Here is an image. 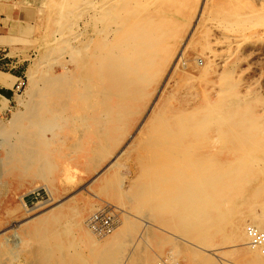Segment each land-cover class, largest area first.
Instances as JSON below:
<instances>
[{
    "label": "rangeland",
    "instance_id": "374dc122",
    "mask_svg": "<svg viewBox=\"0 0 264 264\" xmlns=\"http://www.w3.org/2000/svg\"><path fill=\"white\" fill-rule=\"evenodd\" d=\"M149 1L137 2L136 19L146 17L156 27L155 56L144 78L126 86L104 71L108 60L99 44L130 26L131 13L120 5L104 11L103 0H71V6L70 0L16 2L25 14L14 21L7 49L24 69L26 83L0 115V264H28L33 258L35 264H101L97 253L110 251L120 253L118 264H140L136 259L142 255L153 257L154 264L167 253L180 264H260L247 254L246 243L227 234L234 221L244 228L250 217L264 225V0ZM107 24L112 29L104 33ZM114 52L122 57L124 51ZM0 69V77L10 83L7 65L0 63ZM59 73L69 81L60 83L65 92L46 98L40 110L56 115L59 125L38 131L35 140L19 127L6 132L20 116L24 130L37 131L24 116L31 78L43 87L44 77ZM245 105L252 109L256 138L244 136L250 123H235ZM208 113L225 117L221 127L204 120ZM222 132L236 134L221 138ZM212 135H219L214 146L208 145ZM213 147L222 157L204 165H244L241 173H248L249 182L242 180L231 195L218 217L221 231L205 247L176 229L172 208L157 207L164 190H172L171 178L183 171L188 175L199 165L195 155ZM29 148L39 157L23 156ZM162 182L169 186L163 192ZM102 206L115 213V228L98 236L86 218ZM78 225L100 243L118 230L119 243L105 250L82 242L76 237Z\"/></svg>",
    "mask_w": 264,
    "mask_h": 264
},
{
    "label": "bare ground",
    "instance_id": "6f19581e",
    "mask_svg": "<svg viewBox=\"0 0 264 264\" xmlns=\"http://www.w3.org/2000/svg\"><path fill=\"white\" fill-rule=\"evenodd\" d=\"M70 2H71V0H70ZM137 2L139 3V0H103V3H102V4H104V7H106V8H103L104 11H111V10H113V7H116L117 5H120L122 8L125 9V11L127 13H129V14L131 13L133 15V18H132L133 21H132V24L130 26H128L126 29H122V30L118 31L117 33H115V36L113 37L112 40L101 41L100 44H99L100 47L102 48V51L100 52V55L101 56L102 55L106 56V61L108 60L107 61V63H108L107 65L108 66H105L104 71L107 74L109 73L110 76H112L115 80L123 82L125 86L128 83L133 82L137 78L138 79L140 78V80L143 79L144 76L147 74L149 65H151V63H152V61L154 59V56H155V49H156V45H157V36L159 35L158 34L156 36V33H154V29L156 27H153V24L150 23L146 19V17H144L143 20L136 19V14H137L136 11L138 10L137 9V5H136ZM144 2H146V1H144ZM149 2L151 3V0ZM152 2H154V1H152ZM82 3H84V2H82ZM74 4H76V3H73V5ZM88 4L90 5L91 3L88 2ZM71 5H72V2H71V4H69V6H71ZM95 5L96 4H94V6ZM149 5H151V4H149ZM148 6H147V9L150 8V7L148 8ZM61 7H63V6H61ZM82 7H81V9H82ZM97 7L101 8L102 6L100 5V6H97ZM155 8H161L162 9V7H159L158 5ZM62 9L67 11L64 7ZM94 9H96V6L94 7ZM63 10H60V11H63ZM68 10H69V7H68ZM97 10H99V9H97ZM145 10H143V11H145ZM60 11H59V13H61ZM143 11L141 10V12H143ZM159 11H160V9H159ZM97 13H98V11H97ZM162 13H164V12H162ZM65 15L67 16V14H65ZM88 15H89V13H88ZM99 15H100V13H99ZM99 15L97 14L98 17H99ZM57 16L60 17L61 14L57 15ZM109 16H112L111 13H110ZM167 16H169V15H167ZM59 17H57V18H59ZM106 17H108V16H106ZM61 19H64V18H61ZM61 19L59 20L60 22H62ZM105 19H107V18H105ZM57 20H55V21H57ZM109 20H110V18H109ZM59 21H58V23H59ZM64 21H66V20L64 19ZM101 21H103V20H100V22ZM104 22H105V20H104ZM63 23L64 22H62V24ZM62 24H60V25L56 24V25H58L60 27L61 26L63 27ZM70 24H71V22L69 23L68 26H70ZM98 25L99 24H97V26ZM58 26L56 28V31L58 29ZM80 28H82V27H80ZM101 28H100V30H101ZM60 29L62 30V28H60ZM111 29L109 27V24H107V28H102L104 33H107L106 32L107 30H108V33H109V31L111 32ZM61 30L59 32H61ZM71 31H74V30H71ZM115 31H117V30H115ZM100 32H102V31H100ZM73 33H75V31ZM54 35H56V34H54ZM64 35H66V34H64ZM103 37L106 38L107 35H105ZM164 37H165V35H164ZM108 38H110V37H108ZM65 40H64V42H65ZM163 40L164 39H162V41ZM109 43H111L110 44L111 46H108ZM86 45H87V43H86ZM159 45H162V44L159 43ZM56 46H58V45H56ZM121 48L124 51L122 57H121L120 53H119V56H117V54H115V52H114V51H117L118 49H121ZM110 51L114 52V55L111 56V52ZM60 52H62V51H60ZM76 53H79V52H76ZM159 54H161V53H159ZM86 58H87V56H86ZM109 61H111V62H109ZM156 63H155V65H156ZM101 64L103 65V63H101ZM86 66H87V64H86ZM73 72L70 73V75H72ZM67 77H69V76H67ZM63 78H65V74H63V73L62 74L59 73L58 76H49V75H47L42 80L43 84H44V85L42 84L43 87H39L38 86L39 79L37 77H33L32 76L31 82H30L31 84H29L30 100L27 102V104H25L26 107L29 108V109L26 112L27 115H25L26 114L25 113L24 116H27L28 122L30 124L36 126V130L37 131L36 132L34 131L35 133H33L32 131H30V132L27 131V129L24 130L25 126L23 127L24 124L22 123V117L20 115H18L20 117H18L17 119L15 117V120H16L15 123L13 122L14 124H12L11 127H9V128L7 127L5 131L9 132V131H12L14 128H16V127L18 128L19 127V128H21L23 130V132H25L26 135L29 136L28 138L32 140V139H34L35 135H37L38 131H40V130H42L44 128H49V127H52V126H58L59 123H58V118H57L56 115H51V114L47 115L46 113H49L47 111L46 112H42V114H41L40 110H41V108L43 109L44 105L46 106V104H48L47 103L48 100L45 101L46 98L51 97L54 94L55 95L58 94V93L60 95L62 94L61 91H64L63 85L65 86V84L62 83V85L60 86V83L64 81ZM79 79H81V78H79ZM60 80H62V81H60ZM64 82L68 83L69 81L68 82L64 81ZM82 82H83V80H82ZM114 85L118 86L115 83H114ZM229 85H230L229 88H231V84H228V86ZM228 86H227V88H228ZM223 87H225V86H223ZM221 90H224V88L221 89ZM228 90H230V89H228ZM225 91H227V89H225ZM59 94H58V96H59ZM63 95H66V94H63ZM225 106H227V105H225ZM108 108L110 109L111 107L109 106ZM158 117L160 118L159 115H158ZM235 117H236V121H235L236 124L247 125L248 123H250V132L244 134V136L245 137H250V138H256L257 135L254 133L253 130L251 131V129L253 128L252 125L254 124L255 118L253 117L252 109L250 108V106H248V105L243 106V108L240 110V112ZM110 118L113 119L114 121L115 120L117 121V120H119L120 117L119 116L118 117L117 116L116 117L112 116ZM206 118L208 120L207 123H209V122L210 123H215L218 126H220L222 124V122L225 121V117L224 116H222V117L220 116L218 118L217 117L215 118L214 116L210 115V113H208V117L204 116V120L205 121H206ZM199 121L201 122V118H199V120H197L196 122H199ZM164 123H165V121H164ZM259 130H260V128H259ZM263 132H264V130H263ZM235 134L236 133H234V132L233 133L232 132H222L220 134V137L221 138H233V136L235 137ZM207 137L209 138L208 145L211 144L212 146H214V144L217 142V140L219 138V135L218 136L212 135V136H207ZM150 138L152 140L154 137L153 138L150 137ZM24 139L25 138H23V140ZM258 144L259 143H256V144L253 143L252 145H258ZM23 148H25V147H23ZM215 150H217V149H215L213 147V149L210 148V149H208V151L205 149L202 152H198V154L195 155L194 160H197L199 162V165H193L192 164L193 168L189 169V174L188 175H186L185 171H183L182 173L180 172L179 174H175L170 180V181H172L171 182L172 190L166 191V189L163 188V187H169V186H167V183L165 184L164 182H162L160 184V186H162L161 190H162V192H163L164 189L165 190L162 193L161 197L158 196L159 199H161V200L159 201V203H158L159 207H157V208H159V209L163 208V209H166V211L169 210L170 208H172L171 210H173V217L176 220V222H175L176 229H179L181 231V233L189 234L191 237L194 236V238L196 239L195 241H197L201 245H204L205 247H207V246L209 247V244H211L210 242H213L212 240H213L214 232L216 230L217 231H221V229L218 227V225H220V223H219L220 220L218 219V217L220 216V213H222L224 211V209L226 208L227 204L230 202L231 195L232 194H236V192L242 186V180H245V179L248 178V173H241V171L245 170L244 165L236 164L234 166H231V165L227 164L224 167L223 166H221V167H217V166L213 167L212 165H207V164L204 165V163H203L204 160L207 161V160H210L211 158L213 160L214 158L218 157L219 155L222 157V154H219L218 152L216 153ZM21 151H23V149ZM22 153H23V156L26 155V158L29 157V156L32 157L33 155H35V156L38 155L37 150L34 152V150L33 149L31 150V148L26 149ZM249 155H251V154H249ZM37 157H39V155ZM44 161L47 164H50V159L46 158ZM112 162L110 163V165L112 164ZM200 163H201V165H200ZM257 166H259V165H257ZM38 167H39V165H38ZM250 167L252 168V171H256L254 166H250ZM261 170L262 169L260 168V171ZM164 179L165 178L160 179V180H164ZM247 181H248V179H247ZM168 193H170V195L168 197H165ZM171 195H172V199L169 201ZM168 202L171 203V205L168 208H166V206H164L163 204L164 203H168ZM160 203L162 205H160ZM171 210H169V211H171ZM233 214H235V213H233ZM224 215L226 216L228 214H224ZM259 215L261 216V214H259ZM255 216H258V214L257 215L255 214ZM171 220L173 221L172 218H171ZM172 221H170V222H172ZM249 222L255 224L256 226H258L259 228L264 230V225L260 221L256 220L254 217H250ZM232 226L233 227L231 228V232L227 234L228 238L232 239L234 237L235 239H238L241 242L246 243L243 247L246 248L247 254H250L251 258H254L253 260H255L256 262H259L260 264H264V254L262 252H260V250L258 248L252 246L249 243L248 238H247L246 233H245V230L241 226L240 222H235L234 221ZM120 235H121V232L117 230V231H114L112 234H109V235L103 237V239L100 240L101 243L100 242H95L93 240V238L91 237V233L85 227L78 225V227H77V236L76 237H77L78 240H80L82 242H90L91 245H93L94 242L95 243H99L98 245H100L102 249L110 250V249H112V248H114V247H116L118 245L119 240H120ZM154 252H156V251H154ZM97 254L99 255V260H100L99 263H101V264H118L119 263L120 253H116L114 251H110L109 253H97ZM34 256H35V254H34ZM27 258H28V256H27ZM204 258H206V257L204 256L203 259ZM152 259H153V257H150L149 255H146V256L142 255V256H138L136 261L138 263H140V264H152L150 262ZM31 260H28V261H30V262H28V264L31 263ZM33 260H36V259L33 258ZM37 260H39V258ZM39 261H38V263H39ZM136 261H134V262H136ZM33 264H35V261H34ZM86 264H87V262H86ZM89 264H91V263H89Z\"/></svg>",
    "mask_w": 264,
    "mask_h": 264
},
{
    "label": "crops",
    "instance_id": "0c3cea01",
    "mask_svg": "<svg viewBox=\"0 0 264 264\" xmlns=\"http://www.w3.org/2000/svg\"><path fill=\"white\" fill-rule=\"evenodd\" d=\"M16 2L18 0H0V27L4 28L3 32L0 31V63L7 65L8 70L4 71H8L6 73L12 75L10 83L5 78L0 77V115L6 113L12 106L15 97L13 84L18 76L24 75V69L21 68L18 59L12 57L7 49L11 41L10 35L14 36L10 32L14 26V21L25 14L23 10L21 11L16 7Z\"/></svg>",
    "mask_w": 264,
    "mask_h": 264
},
{
    "label": "built area",
    "instance_id": "2783aa9c",
    "mask_svg": "<svg viewBox=\"0 0 264 264\" xmlns=\"http://www.w3.org/2000/svg\"><path fill=\"white\" fill-rule=\"evenodd\" d=\"M26 83L25 75L18 76L13 84L15 93L20 92ZM87 227L96 235L102 236L113 231L115 227V213L109 207L102 206L92 211L86 218ZM249 243L264 254V230L251 222L244 225ZM154 264H180L170 257V253L160 255Z\"/></svg>",
    "mask_w": 264,
    "mask_h": 264
}]
</instances>
